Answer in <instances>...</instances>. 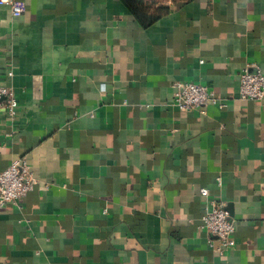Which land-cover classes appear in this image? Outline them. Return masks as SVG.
I'll return each mask as SVG.
<instances>
[{"label": "crops", "instance_id": "1", "mask_svg": "<svg viewBox=\"0 0 264 264\" xmlns=\"http://www.w3.org/2000/svg\"><path fill=\"white\" fill-rule=\"evenodd\" d=\"M13 1L0 172L24 157L38 183L0 209V264H264V97H238L243 68L264 72V0H157L148 26L121 0ZM182 81L217 101L178 109ZM213 199L235 223L223 254L201 227Z\"/></svg>", "mask_w": 264, "mask_h": 264}, {"label": "built area", "instance_id": "2", "mask_svg": "<svg viewBox=\"0 0 264 264\" xmlns=\"http://www.w3.org/2000/svg\"><path fill=\"white\" fill-rule=\"evenodd\" d=\"M9 7L13 16L24 11L21 2L0 0V5ZM172 103L182 111L203 109L207 104L216 102L212 90L207 86L192 81L176 82ZM104 87V85H102ZM238 97L241 100H261L264 97V72L260 68L245 67L239 73ZM0 111L14 119L18 113L17 101L11 86L2 83L0 75ZM38 181L26 160L21 157L9 163L0 172V209L6 206L21 207L22 198L37 185ZM201 195H208L204 187L199 189ZM201 227L208 234L209 247L219 254L234 246V220L230 217L222 200H210L201 217Z\"/></svg>", "mask_w": 264, "mask_h": 264}, {"label": "trees", "instance_id": "3", "mask_svg": "<svg viewBox=\"0 0 264 264\" xmlns=\"http://www.w3.org/2000/svg\"><path fill=\"white\" fill-rule=\"evenodd\" d=\"M121 2L142 26H148L168 11V7L158 4L157 0H121Z\"/></svg>", "mask_w": 264, "mask_h": 264}]
</instances>
